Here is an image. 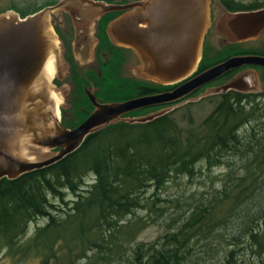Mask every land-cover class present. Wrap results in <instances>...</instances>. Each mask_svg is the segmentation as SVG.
Returning a JSON list of instances; mask_svg holds the SVG:
<instances>
[{"label":"trees","instance_id":"16d2710c","mask_svg":"<svg viewBox=\"0 0 264 264\" xmlns=\"http://www.w3.org/2000/svg\"><path fill=\"white\" fill-rule=\"evenodd\" d=\"M258 1L249 6L242 0L231 3L245 9L259 6ZM9 8L22 16L32 12L15 6L0 11ZM125 58L121 54L120 60L103 70L108 99L135 92V86L117 89L119 79L127 80L118 71ZM205 66L200 63L198 70ZM220 96L199 122L188 112L181 115L187 120L184 123L173 113L175 109L143 122L119 119L90 132L60 159L14 178H1L0 254L39 255L41 264H181L201 239L213 242L227 237L222 228L231 215L256 195H264V128L260 125L264 101L238 90ZM151 108L124 115L144 114ZM236 154L246 159L235 168L231 156ZM203 165L228 167L222 186L202 191L210 193L209 197L185 201L186 207L170 221V230L154 240L131 244L149 223L136 210L164 213L167 205L157 202L168 201L159 195L166 183L182 175L193 176ZM68 193L74 197L68 198ZM39 217L45 221L24 237L29 222ZM244 217L242 232H247L248 240L234 234L232 240L224 241L235 245L225 253L227 262L248 247L253 253H264V203Z\"/></svg>","mask_w":264,"mask_h":264},{"label":"water","instance_id":"95a60500","mask_svg":"<svg viewBox=\"0 0 264 264\" xmlns=\"http://www.w3.org/2000/svg\"><path fill=\"white\" fill-rule=\"evenodd\" d=\"M65 1L58 0L23 16L13 8L0 11V179L14 178L60 159L76 149L86 135L108 123L119 119L143 122L167 112L170 107L122 117L126 112L177 99L232 68L249 63L264 65L262 54H236L194 74L171 90L106 102L96 101L95 95L88 92L95 108L80 123L67 127L61 122L60 102L45 67L59 53L51 11L63 6ZM83 1L90 4L93 13L141 5L140 10L114 17L106 28L112 41L135 51L139 62L134 70L141 77L169 84L191 75L197 68L204 35L211 23V0ZM143 9L145 26L138 24V15ZM77 13L81 14L79 10ZM224 24L225 33L232 39L257 36L264 28V7L230 11L224 17ZM142 31L146 36L140 35ZM259 81L257 70L251 69L204 95L231 88L256 90ZM46 149L51 153L37 155Z\"/></svg>","mask_w":264,"mask_h":264},{"label":"flooded vegetation","instance_id":"af4514ba","mask_svg":"<svg viewBox=\"0 0 264 264\" xmlns=\"http://www.w3.org/2000/svg\"><path fill=\"white\" fill-rule=\"evenodd\" d=\"M57 1L58 0H55L53 3H56ZM114 1L129 2L141 0ZM227 1L211 0V23L208 30L205 32L201 57L195 71L191 75L177 82L164 84L160 88L156 87L152 80L144 77H138L136 75L134 68L139 62L137 54L132 48L112 41L106 29L107 24L111 19L114 17H120L127 11H133L137 8L140 10V4L127 10L121 9L106 11L103 13H97L98 11H96V13H93L91 7H89L90 4L86 1L66 0L63 6L53 9L50 17L53 29L58 36L59 53L57 59L54 60L53 63L51 80L54 85L53 92L60 102L59 109L61 122L67 127H74L92 112L95 108V104L92 102L88 92H92L95 95L96 101L106 102L112 100H123L137 95L171 90L178 84L192 77L194 74L210 67L213 64L221 62L232 55L248 53L264 55V28L260 30L257 36L249 37L243 40L232 39L224 31V17L228 15V12L261 8L264 7V1H258L260 5L257 7L250 6L245 9L235 8L231 3L233 0ZM214 2L217 5L216 7L213 6ZM254 2L255 1H250L246 2V4L249 6ZM77 10H79L81 14H78ZM144 13L143 9L138 15V17H140L138 24L142 26H145L147 22L144 19ZM216 13H218V17H216L218 20L214 21L213 17ZM103 27L105 34L103 32ZM140 35L146 36V32L142 31ZM121 54L126 56V60H122V64L119 66L118 71L124 75L127 80L119 79L117 82L119 85L117 86L116 84L117 89L123 90L129 86H132V88L135 86V92L122 99H108L105 92L106 86L104 85L105 75L103 76V70H105L113 60H120ZM212 56L214 57L209 59V57ZM129 62L133 63L131 64ZM200 63H203L206 66L198 70ZM251 69H256L258 72L260 79L258 89L238 91L264 98V65L249 63L237 68H232L216 79L199 86L190 93H187L177 99L167 103L145 106H152L153 108L145 109L144 114L167 107H170L167 112L174 110L195 100L192 98L198 96L201 91L209 89L210 87H218L237 74ZM126 73H128V75ZM243 86H245V84H243ZM229 90L237 89L231 88ZM227 91L215 93L221 94ZM121 116L125 117L126 115L122 114ZM66 122H71L73 125H67Z\"/></svg>","mask_w":264,"mask_h":264},{"label":"rangeland","instance_id":"374dc122","mask_svg":"<svg viewBox=\"0 0 264 264\" xmlns=\"http://www.w3.org/2000/svg\"><path fill=\"white\" fill-rule=\"evenodd\" d=\"M47 1L49 0H0V9L15 6L18 8L25 9L26 11H32L35 7L45 4L47 3ZM242 1L246 3L256 0ZM213 6H217L215 2L213 3ZM214 17V21L218 20L216 18L218 17V13L214 14ZM125 60L126 58L124 59V61ZM129 63L132 64L133 62ZM126 74L128 75V73ZM136 75L138 77H141L137 72ZM212 88L210 87L209 89L201 91L198 94V97H201L193 100V102L186 103L185 105H182V103L180 102L182 106L176 108L173 113L178 119L181 118V120L186 123V118L181 117V115L190 112L195 122H199L206 114L210 113V111L215 108L217 102L221 97L220 93L206 94L208 96L204 95L206 92L211 91ZM202 95L204 97H202ZM255 97L257 99L263 98L258 96ZM183 122L181 123L184 124ZM260 125H263L261 126V128H264V120L260 121ZM262 132L264 135V130H262ZM50 153L51 150L46 149L37 152V155L45 156ZM231 159L234 162V167L236 168L239 166L240 163L242 164L245 161L246 157L241 156L240 154H236L234 156H231ZM227 168L228 167L226 165H220L209 169L203 165L201 167V171L195 173L193 176L182 175L180 177L171 178L166 183L165 189L159 192L161 198L168 199V201L159 200L157 202V205L159 206L164 204L167 205V209L166 211H164V213L159 215L157 210H136V214L148 219L149 223L138 233V236L136 237L135 241L131 242V244H134L137 241L154 240L156 237L160 236L165 231L170 230L169 223L172 218L178 216V214L183 211V209L186 207L187 204H185L184 202L193 201L199 197H209L210 193L202 194V191L214 190L222 186V177L224 176V173ZM91 178L92 176H89L88 181H90ZM67 197L73 198L74 196L72 193H68ZM170 199H172L173 201H170ZM176 199L182 203L181 206H176ZM57 203H59V201H57ZM261 203H264V195L258 194L250 201H248V203H246L245 205L243 204L244 209H242L241 207L237 209V211H235L234 214L231 215V218L225 225V228H222V231L227 237L222 238L221 236L220 238H215V241L213 242L212 238H210L209 240L201 239L193 245V249H191V252L189 253L187 259L181 264H257L260 263L261 260H264V253L261 255H259L257 252L253 253L248 247L247 249L235 254L233 256V261L227 262L225 253L229 248H232L235 245L226 244L224 242L227 240H232L234 234H242V237L245 238V241L248 240L247 232H242V224L245 219L244 214L247 211H249V213L254 212V210H256V208ZM229 206H231L230 203L224 206V211H226ZM44 221L45 217H39L36 220L30 221L28 225V231L24 237L30 235L33 232L35 226L37 224L43 223ZM230 256L231 255H229V257ZM41 260L42 256L39 255H28L26 257L22 254L15 256L5 255V253L0 254V264H41ZM82 261L83 259H81L79 263H81Z\"/></svg>","mask_w":264,"mask_h":264},{"label":"bare ground","instance_id":"6f19581e","mask_svg":"<svg viewBox=\"0 0 264 264\" xmlns=\"http://www.w3.org/2000/svg\"><path fill=\"white\" fill-rule=\"evenodd\" d=\"M53 63H54V59L51 58L46 62V70H47V75L48 76H52V71H53Z\"/></svg>","mask_w":264,"mask_h":264}]
</instances>
